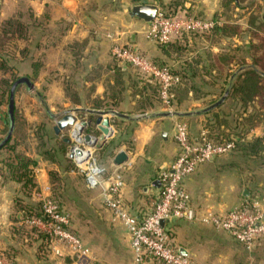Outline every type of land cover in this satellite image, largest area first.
Listing matches in <instances>:
<instances>
[{
  "label": "crops",
  "instance_id": "crops-1",
  "mask_svg": "<svg viewBox=\"0 0 264 264\" xmlns=\"http://www.w3.org/2000/svg\"><path fill=\"white\" fill-rule=\"evenodd\" d=\"M171 1L181 3L182 6L190 8L189 12L196 14L194 5L187 2L190 0H0V28L5 20L15 17L28 24L27 37L15 39L7 46V53L12 57L11 61L17 66L20 76L33 78L31 63L41 62L37 75L32 80L29 78L34 88L29 90L25 84L26 93L35 95L37 84H45L46 104L50 110H56L68 105V102H65L63 80L77 81L78 86L81 84V88H78L81 89L80 95L83 99L88 96H103L104 78L112 69L92 80L86 79L85 75L97 64L106 66L109 64V67H112L116 63L109 54L113 40L107 37L108 34H111L119 43L124 44L129 41V44L138 47L148 57L156 58L172 68H178L186 57L164 54L156 42L145 37L144 30L148 23L136 17H134L138 19L136 22L129 19L132 16L129 15V6L126 5L128 2H133L135 5L151 3L165 10L167 8L161 4L168 6ZM212 1L213 8H211ZM208 2L210 9L204 10L203 13L199 11L205 17L214 16L221 8L219 0H208ZM181 5L178 7H182ZM132 6L131 4L130 9ZM125 18L129 20L126 21ZM189 34L191 33L185 34L187 45L190 41L192 42ZM178 39L186 43L185 40ZM74 42H79L82 48L78 64L75 63L71 47L69 48ZM204 46L208 47L202 45ZM21 49L27 50L26 58L20 55ZM198 49L197 47L196 50ZM122 66L124 69L129 67ZM128 70L130 71V68ZM183 103L175 102L174 106L172 104L170 107L161 106L155 111H145L143 115L145 117L139 118L133 113L134 102L127 94L119 107L113 110L123 115L110 114L109 119L112 127L117 129L116 133L122 125L135 121L129 137L130 146H126L124 142L121 143L110 157L109 168L112 170L114 166H120L113 163V158L119 151H124L127 161L122 163V168L120 166L123 173L121 198L132 214L142 216L149 213L157 200L159 194V187L155 185L157 173L162 167L171 163L178 151L173 137V122L177 119L186 120L189 123L191 137L196 138L203 129L206 118L211 119L208 113H193L199 109L185 108ZM75 106L82 108L84 115H94L97 111L85 102ZM46 111L49 112L48 109ZM1 116H4L3 111ZM2 128L3 123H0V129ZM95 128L97 129L96 125ZM115 136L114 133L112 137ZM31 156L38 159L34 171L39 187L38 195L42 199L51 192L48 171L58 170V166L39 158L35 148ZM208 166L200 165L183 180V185L191 196L192 205L200 210L211 209L216 212H223L239 205L247 195L241 197L236 187L228 184L225 178L213 177L212 179L210 174H205V168ZM16 188L17 185L12 181H0V250L13 248L20 264H76L71 251L63 245L59 247L60 254H55L51 250L45 256H41L35 244L28 246L21 243L13 229L14 226L20 225L18 220H14L16 212L13 200ZM33 199L36 197L34 196ZM261 201L264 205V196ZM110 217L113 226L122 230L121 235L107 237V240L112 242L111 246L105 248L102 246L104 242L102 244L98 240H92L93 242L87 240L88 244L84 241L91 250L94 264H136L125 226L114 220L111 214ZM165 227L174 248L178 252L181 249L183 254L192 258L197 264H264V242L248 250L225 231L182 219L166 221ZM30 238L34 239L32 236ZM220 260L223 262L219 263ZM144 264L163 263L146 256Z\"/></svg>",
  "mask_w": 264,
  "mask_h": 264
},
{
  "label": "rangeland",
  "instance_id": "rangeland-1",
  "mask_svg": "<svg viewBox=\"0 0 264 264\" xmlns=\"http://www.w3.org/2000/svg\"><path fill=\"white\" fill-rule=\"evenodd\" d=\"M222 1L219 0L220 11L210 17H205L199 13V11L203 13L204 10L209 8L208 3L210 1H187L190 5H194V10L197 14L190 11L191 15L200 19L215 20L217 25L209 31L189 34L192 42H189V45H187L188 50L186 49L183 55L187 61L198 59L197 61L201 62V66L196 68L198 75L193 80L187 81L186 85L192 89V93L182 97L185 98L183 106L189 109H204L220 99L226 89H229L226 99L219 106L206 112L208 116H212V120L206 118V125L203 129L207 130L209 128L214 136H221L224 140L233 138L239 143L232 151L216 156L213 160L211 159L201 165H209L205 168V174H210L212 179L213 177L225 178L224 180L228 184L236 187L241 197L246 191L247 196L252 194L259 195L260 200H262L264 196L262 195L264 192V86L257 97H250L249 101L243 103L240 101L236 90L239 82L236 81L237 86H233L228 74L230 69L234 70L242 63L252 65L255 59L259 63H264V52H262L264 49V30L259 26L264 17V0H233L231 2L225 0L226 7H223L225 1ZM131 4L135 5L133 2L126 3L129 6V10ZM211 4V8H213V1ZM129 19L135 22L138 21L134 17ZM129 19L125 18L126 21ZM139 23L141 24L142 22ZM217 27L219 28L218 32L215 31ZM127 42L129 43V41ZM202 45H207L208 47H202ZM197 47L199 48L198 50H196ZM109 54L112 57L110 48ZM224 56L230 57L234 64L232 68L227 65V67L224 66V69L219 71L215 69L214 63L219 57ZM130 71H132V77L137 76L142 79L131 68ZM77 84V81L74 82V87L80 95L81 89L79 90V88H81V84L79 86ZM25 86V84L18 86L14 93V101L18 115L22 118V122L26 123L22 127L28 134L26 152H29L30 155L32 154L33 148L36 146V140L34 139L35 127H39L38 134L43 141L42 149H53L55 153L56 163L54 164L58 166V170L51 169L49 171H56L60 178L56 182L60 186L59 191L61 190L58 194L62 198L61 205L63 209L68 211L71 216L72 228L79 234L83 242L85 241L88 244L87 240L90 242L98 240L102 244L104 242L102 246L108 248L112 242H109L107 237L121 235L122 230L113 226V222L110 220V210L101 197L102 185L88 188L84 182L82 172L74 164L73 160L68 157L69 145L73 143L69 134L70 126L62 129L57 135L52 129V126L56 124L60 117L77 108L76 104L66 98L65 102H68L66 107L50 110L44 97L45 84H37L38 88L35 95L33 93L28 95ZM37 92L43 96L44 104L40 103ZM81 100L85 102V99L81 98ZM73 105L75 107H72ZM161 106H163L162 103L155 109ZM7 108V105H2L0 114L2 111L5 114ZM155 109L152 110L155 111ZM133 113L137 114L139 118L145 117L141 115L144 113L142 111L135 110ZM73 115L78 119L86 116L88 120H91L92 123L84 128V133L92 134L94 137L99 136L100 132L97 131L93 123L95 114L89 117V115H84V112H74ZM104 116L109 117L108 115ZM134 125L135 121L125 126L122 125L117 133V129L112 127L113 135L115 133L116 136L108 137L101 148L95 149L93 153L94 159L98 165L104 168L103 178L110 172L109 150L104 146L113 140L114 142L119 139L129 141ZM3 129H5L4 126ZM0 137L2 138L4 135L0 134ZM64 138H67L69 142H66L65 154H62L58 148L59 142L61 140L64 141ZM129 142L126 146H130ZM223 260L218 262L222 263Z\"/></svg>",
  "mask_w": 264,
  "mask_h": 264
},
{
  "label": "built area",
  "instance_id": "built-area-1",
  "mask_svg": "<svg viewBox=\"0 0 264 264\" xmlns=\"http://www.w3.org/2000/svg\"><path fill=\"white\" fill-rule=\"evenodd\" d=\"M147 23L145 37L158 43H167L188 33L209 31L217 25L215 20L196 18L183 9L167 14L160 8ZM107 37L113 40L110 46L112 58L119 64L129 66L141 78L156 83L161 103L170 107L174 95L172 88L180 83V77L168 66L155 65L138 47L119 43L111 34ZM71 115L74 117L73 113ZM107 115L110 118V114ZM75 119L69 129L73 143L69 145L67 155L82 172L88 188L102 185V201L110 210L112 218L125 226L136 264H144L146 256L163 264H197L189 256L178 252L171 242L165 223L175 219L225 231L248 250L264 242V205L260 199L246 196L239 205L223 212L200 210L192 205L191 196L183 185L184 178L201 164L232 151L235 148L234 140L213 141L205 129L196 138H192L189 123L184 119L175 120L172 129L178 151L171 163L157 173L159 194L152 210L137 216L129 211L121 198L122 164L114 166L103 178L104 168L96 163L93 155L97 147L88 145L84 140L85 134L89 133H84V129L82 132L78 129L76 131L77 124L81 125L89 120L86 116ZM110 128L112 129V125ZM76 132H79L77 137ZM89 135L94 138L92 134ZM77 151L79 154H76ZM42 209L45 219L32 217L25 222L48 235L52 252L60 254L59 247L63 245L71 251L76 264H94L90 248L70 227V214L60 211L57 203L49 196L43 197ZM0 264L15 262L0 251Z\"/></svg>",
  "mask_w": 264,
  "mask_h": 264
},
{
  "label": "trees",
  "instance_id": "trees-1",
  "mask_svg": "<svg viewBox=\"0 0 264 264\" xmlns=\"http://www.w3.org/2000/svg\"><path fill=\"white\" fill-rule=\"evenodd\" d=\"M224 1L225 0H223L222 2ZM228 1L231 2L233 0ZM161 5L167 8L165 9L167 14L175 13L176 11L182 9L185 10L188 14H191L189 12L188 7L182 6L181 3L177 1H171L168 6L164 4ZM179 5H181L182 7H178ZM225 5L226 1L224 2L223 7H226ZM259 26L261 29L264 30V17L262 18L261 24H259ZM215 31L218 32L219 28L217 27ZM27 33L28 24L17 17L9 18L5 20L1 25L0 72L2 73V76L0 77V107L4 104L8 107L10 89L14 81L21 77L19 74L17 75V66H15L14 62L11 61L12 57L10 56V54L7 53V46L10 43L14 42L15 39H25L27 37ZM186 39L187 37L184 34L181 37V40H185L186 43L180 42L179 39L167 43H156L158 47L163 51V53L168 56H183L184 51L187 49ZM69 48L74 56L75 63L78 64L79 54L82 50L81 44L79 42H74L70 44ZM19 52L20 55L23 56V58H26V49H21ZM262 52H264V49ZM112 60L115 62L113 58ZM197 60L187 61L185 59L184 62L179 65L178 68H172L166 63L157 60L156 58H151V61L155 65L161 67L168 66L170 67L173 73L177 74L180 77V83L172 88V92L174 95L171 106L172 104L174 106L175 102L183 103L185 98L182 97H186L187 94L192 93V89L189 88L186 84L187 81L189 82L190 80H193V78L198 75L196 68L198 66H201V62ZM253 62L254 63L252 65H245L242 63L236 69H230V73L228 74L230 80L234 83H232L233 86H237V82H239V85L236 90L238 92L240 101L243 103L249 101L250 97H257L264 86V63H259V61L257 62L256 59ZM116 63L113 64L112 67H109V64L108 66L103 64H97L86 73L85 78L88 80H92L98 76H101L102 73L107 72L109 69H112V71L106 74V77L104 78L105 92L103 96L85 97V103L87 105L97 111H113L117 107H119L120 102L124 100L127 94H129L131 100L134 102V110L136 111L145 112L147 110L155 109L157 106L161 105V99L159 96V86L156 83L149 79H140L137 76L132 77L133 75L128 70V68L124 69L122 65H118ZM233 64V60H231V58L227 56L219 57L218 60L214 63L216 67L215 69H218L219 71L224 69V66L227 67V65L232 68ZM40 67V61H35L31 63V76H33V78L37 75ZM29 78L31 80L33 79L32 77ZM234 80L235 82H237L235 83ZM19 85L20 84L16 86L14 93L16 92V89ZM62 85L66 98L69 99L71 102L75 103L76 105H81V102H83V100H81L82 97L78 94L77 89L74 87V82L63 80ZM226 90H228L229 94V89ZM37 97H39L40 102L44 104V98L38 92ZM90 116L93 115H89V117ZM210 117L211 119L209 120H212V116ZM0 123H3V126L5 128L0 129V134H3L5 137L10 125L7 112L4 114V116H1L0 114ZM116 123L117 122H115V124ZM24 125H26V123L24 124L22 122V118H20V116L18 115L17 107L14 101L13 129L11 132V137L9 138V140L4 142L0 146V181H12L17 185L13 200L14 210L16 212L14 220H18L20 222V225L13 227L15 234L19 236L21 243L28 246H32V244H35L36 249L38 252H40L41 256H45V254L51 251L50 239L48 235L43 231L38 230L36 227L31 226L25 222L28 218L39 217L41 219H45L46 216L44 215L42 209V199L38 195L39 187L36 182V175L34 171L38 159L36 157H32L30 153L26 152L25 150L26 145L28 146V134L22 129ZM38 129L39 127H35L34 133V139L36 140V155L41 159L56 163L55 153L53 149H42L43 141L41 136L38 134ZM206 131L208 133V137L213 141L221 142L225 140H234L235 147H237L239 143L233 138H227L224 140V138H222L221 136L217 135L216 137L210 132L209 128H207ZM4 137H0V142ZM123 142L127 144L129 141H127L126 139H119L114 142L113 140L109 141V143L104 146L107 150H109V157L113 156L116 149L119 148L121 143ZM66 145V142H64L63 140L59 142L58 150L62 154H65ZM58 178L59 177L56 171H49L51 192L48 196L54 202L57 203L60 211L68 213V211L64 210L61 205L62 198L59 197L58 194L61 190L59 191L60 186L56 183L60 179ZM34 196L36 197V199H33ZM248 197H256L260 199L259 195L254 194L248 195ZM70 227L72 231L79 236V234L72 228L71 216ZM30 236L34 237V239L30 238ZM0 251L8 259L13 260L15 264H20L15 257L13 248H11L10 250Z\"/></svg>",
  "mask_w": 264,
  "mask_h": 264
},
{
  "label": "water",
  "instance_id": "water-1",
  "mask_svg": "<svg viewBox=\"0 0 264 264\" xmlns=\"http://www.w3.org/2000/svg\"><path fill=\"white\" fill-rule=\"evenodd\" d=\"M157 9L158 8L155 4L140 3V4L133 5L131 7V9L129 11V15L132 17L139 18L145 22H149L154 18L155 14L157 12ZM21 83L26 84L27 88L29 90H32L34 88L33 83L30 81V79L27 76H21L16 81H14V83L10 89L9 103H8V108H7V113H8L10 125H9L6 136L0 142V146L4 142L9 140V138L11 137V132L13 129L14 91H15L16 86L18 84H21ZM227 95H228V90H226L224 95H222L220 97V99H218L213 104L209 105L208 107H205L204 109L195 111L193 113L199 114V113L207 112L210 109L219 106L226 99ZM82 110H83L82 108H75L74 110L69 111V112L65 113L62 117H60L56 121V124L52 127L54 133L57 135L62 129L66 128L67 126H72L74 124V122L76 121V119L71 114L74 112H82ZM94 114L96 116L94 117L93 123L97 126V129L100 131V134H99V136L94 137V138H96L95 140H93L92 139L93 137H91L89 134H85L84 140L90 146H95L97 148H101L103 146V144L106 142L107 138L111 137L113 135V132L109 131V128L111 125L110 119L108 117H103V115L115 114V115L121 116L123 114L116 112V111H95ZM91 123H92L91 120H89L87 122H82L78 131L82 132L84 127L87 125H90ZM162 135L164 136V133H162ZM64 141L67 143L69 142V140L67 138H64ZM76 154H79V151H77ZM126 161H127V155L124 151H119L113 158V163L116 165H120ZM155 185L159 187L160 183L158 180H156ZM243 194L246 195L247 194L246 191H244ZM161 224L162 225L164 224L163 220L161 221ZM179 252L181 254H183L181 252V249L179 250ZM183 255H185V254H183Z\"/></svg>",
  "mask_w": 264,
  "mask_h": 264
},
{
  "label": "bare ground",
  "instance_id": "bare-ground-1",
  "mask_svg": "<svg viewBox=\"0 0 264 264\" xmlns=\"http://www.w3.org/2000/svg\"><path fill=\"white\" fill-rule=\"evenodd\" d=\"M76 127H77V128H76V131H77V129H79V127H80V124H77ZM109 131L112 132V129L109 128ZM78 134H79V132H76V133H75V136L77 137ZM92 139L95 140L96 138H92Z\"/></svg>",
  "mask_w": 264,
  "mask_h": 264
}]
</instances>
